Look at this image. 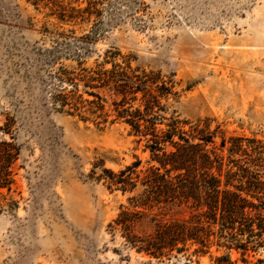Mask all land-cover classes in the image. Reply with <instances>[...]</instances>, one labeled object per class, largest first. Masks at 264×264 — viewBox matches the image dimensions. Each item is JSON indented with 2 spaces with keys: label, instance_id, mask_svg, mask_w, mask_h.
I'll return each instance as SVG.
<instances>
[{
  "label": "rangeland",
  "instance_id": "obj_1",
  "mask_svg": "<svg viewBox=\"0 0 264 264\" xmlns=\"http://www.w3.org/2000/svg\"><path fill=\"white\" fill-rule=\"evenodd\" d=\"M53 1L0 0V138L19 149L12 188L0 196V264H216L226 254V264H264V247L245 256L192 247L161 260L126 246L109 224L130 195L99 176L137 157L147 164L145 142L116 119L107 92L106 123L52 100L60 68L128 65L170 88L164 122L210 119L227 136L264 138V0H98L101 14L77 21L60 20ZM160 213L185 218L190 209Z\"/></svg>",
  "mask_w": 264,
  "mask_h": 264
},
{
  "label": "trees",
  "instance_id": "obj_2",
  "mask_svg": "<svg viewBox=\"0 0 264 264\" xmlns=\"http://www.w3.org/2000/svg\"><path fill=\"white\" fill-rule=\"evenodd\" d=\"M62 21L88 20L101 14L100 1L90 0L84 8L54 0ZM86 37H83L85 39ZM77 40V39H75ZM105 63L80 72L60 68L56 77L63 86L52 94L55 105L71 114L95 115L106 123L111 112L130 126L131 134L150 153L144 164L136 158L118 171L104 168L111 190L129 194L118 216L109 224L124 244L157 259H171L174 252L207 254L213 246L236 250L245 256L264 247V138L227 136L221 125L212 128L210 119L192 122L160 115L162 98L170 93L164 82L140 69ZM83 91L93 99H84ZM139 101L138 106L133 102ZM68 108V109H66ZM88 119V116H85ZM11 133L10 122L1 127ZM220 139V140H218ZM19 149L13 141L0 138V196L11 190L13 164ZM175 205L190 209L185 218H165L160 213ZM230 262L228 254L216 264Z\"/></svg>",
  "mask_w": 264,
  "mask_h": 264
}]
</instances>
